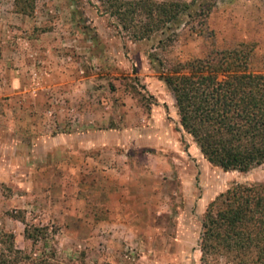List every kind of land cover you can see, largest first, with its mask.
<instances>
[{"label":"rangeland","instance_id":"obj_1","mask_svg":"<svg viewBox=\"0 0 264 264\" xmlns=\"http://www.w3.org/2000/svg\"><path fill=\"white\" fill-rule=\"evenodd\" d=\"M97 5L0 0V258L204 264L210 202L264 183V163L211 164L161 74L242 42L251 70L264 71V0H217L204 24H180L165 45L131 39Z\"/></svg>","mask_w":264,"mask_h":264},{"label":"trees","instance_id":"obj_2","mask_svg":"<svg viewBox=\"0 0 264 264\" xmlns=\"http://www.w3.org/2000/svg\"><path fill=\"white\" fill-rule=\"evenodd\" d=\"M97 1L102 13L117 19L119 31L134 40L160 35L161 45L173 38L180 24H204L217 4V0ZM30 6L19 10L31 13ZM251 52L242 42L179 62L161 74L175 97L182 127L206 159L225 171L247 172L264 163V71L251 70ZM203 228L204 264H219L221 258L231 264H264V183H238L220 193L204 214ZM26 232L29 238L37 235L29 228ZM6 237L11 255L20 253L13 235ZM0 264L20 260L7 258L3 251Z\"/></svg>","mask_w":264,"mask_h":264},{"label":"crops","instance_id":"obj_3","mask_svg":"<svg viewBox=\"0 0 264 264\" xmlns=\"http://www.w3.org/2000/svg\"><path fill=\"white\" fill-rule=\"evenodd\" d=\"M169 135H171V134L169 133Z\"/></svg>","mask_w":264,"mask_h":264}]
</instances>
